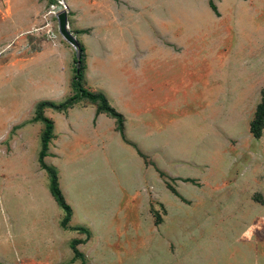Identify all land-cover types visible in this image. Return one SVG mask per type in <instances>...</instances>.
<instances>
[{"label":"rangeland","instance_id":"374dc122","mask_svg":"<svg viewBox=\"0 0 264 264\" xmlns=\"http://www.w3.org/2000/svg\"><path fill=\"white\" fill-rule=\"evenodd\" d=\"M0 264H264V0H0Z\"/></svg>","mask_w":264,"mask_h":264},{"label":"trees","instance_id":"16d2710c","mask_svg":"<svg viewBox=\"0 0 264 264\" xmlns=\"http://www.w3.org/2000/svg\"><path fill=\"white\" fill-rule=\"evenodd\" d=\"M79 53L78 57L75 59L76 63H80L84 60L85 55L82 47H79ZM81 79H82V70L81 68H74V73L71 80V87L74 92V94L69 97L64 103L66 106L70 105L73 101L76 99H85L91 103H99L98 110L102 111L112 118H114L118 126L120 127L122 124V119L120 115H118L107 103V100L103 94L100 93H92L84 89L81 85ZM45 126L42 133V139H41V151H40V157L46 156V151L48 147V142L51 138L52 133V122L49 119L42 118ZM49 172V191L54 200L57 202V204L61 207L63 210L65 216L63 219V222L66 224L69 222L71 217V210L68 207V205L65 203L62 193L60 192L58 188L57 178L56 174L53 170H48Z\"/></svg>","mask_w":264,"mask_h":264},{"label":"water","instance_id":"95a60500","mask_svg":"<svg viewBox=\"0 0 264 264\" xmlns=\"http://www.w3.org/2000/svg\"><path fill=\"white\" fill-rule=\"evenodd\" d=\"M58 28L59 32L67 39L69 42L74 43L73 37H71L67 31V16L65 11H62L58 15Z\"/></svg>","mask_w":264,"mask_h":264}]
</instances>
